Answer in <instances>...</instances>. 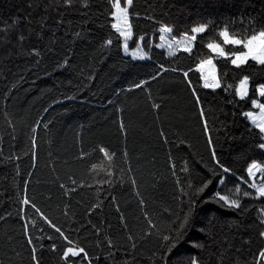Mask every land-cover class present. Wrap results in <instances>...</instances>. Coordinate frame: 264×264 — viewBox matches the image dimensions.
<instances>
[{"label":"snow or ice","instance_id":"obj_1","mask_svg":"<svg viewBox=\"0 0 264 264\" xmlns=\"http://www.w3.org/2000/svg\"><path fill=\"white\" fill-rule=\"evenodd\" d=\"M247 2L250 0H239ZM5 6L9 9L7 17L0 12V80L6 84L2 94L5 102L12 98L17 83L25 79L23 70L39 68L45 58L57 71L84 75L79 59L93 68L98 61L113 59L115 47L118 66L126 68L130 76H139L135 62L152 61L153 50H163L167 66L156 63L144 78L133 79L127 87L113 88L111 94L117 100L137 90L144 95L154 122L160 125V145L167 148L173 194L170 200L157 202L154 194L160 180L148 167V163L154 165L155 157L146 162L142 155L129 150L130 126L124 119L127 105L110 101L116 115L112 123L123 140L122 146L114 147L103 138L86 139L81 126L79 131L72 129L69 147L63 146L69 145L65 137L55 158L49 153L48 167L55 174L62 197L70 200L84 189L94 193L83 207V219H75L77 213L68 202L52 208L51 196L32 187L38 162V129L42 127L55 142L54 121L41 115L28 126V151L23 155L30 158L32 171L16 185L19 231L5 233L0 264H42L44 241L49 242L46 250L56 257V264H137L142 249L149 253V264H264V78H255L256 72L264 73V7L256 15L241 12L239 21L235 16L223 20L201 17L180 28L181 22L172 18L174 0H148L143 13L136 9L135 0H19ZM140 20L153 26L151 34L137 32L135 21ZM181 53L192 63L181 66L177 62ZM167 73L179 77L207 152V158H185L179 167L173 149H190L192 145L178 132L169 138L160 116L167 98L152 89V84L159 83ZM97 75L89 72L88 83ZM192 75H196L195 82ZM205 92L224 94L233 108L231 123L229 113H224V120L217 117L210 121L211 109L202 95ZM62 95L65 100L76 99L75 95ZM60 103L52 97V103L42 112L48 113ZM241 104H250L251 110H242ZM237 118L245 121L239 135L234 133L240 128ZM21 123L6 103L0 109V145L5 136L16 139ZM229 142L234 150H241L245 175L237 176L221 159L218 149ZM243 149L258 158L245 155ZM21 159L20 154L5 155L0 147V162L11 164ZM15 167L20 176L19 164ZM229 177L238 181L233 188L227 187ZM124 187L135 202L131 220L113 194ZM106 201L118 215L122 235L114 236L104 220L93 222L92 217L103 214ZM248 201H259L255 220L247 219L253 207ZM224 213L232 218L222 219ZM11 216L0 215V222L7 223ZM83 232L90 233L94 243L88 236L82 237Z\"/></svg>","mask_w":264,"mask_h":264},{"label":"trees","instance_id":"obj_2","mask_svg":"<svg viewBox=\"0 0 264 264\" xmlns=\"http://www.w3.org/2000/svg\"><path fill=\"white\" fill-rule=\"evenodd\" d=\"M96 2L99 3L101 0H96ZM151 2L156 3L157 0H151ZM12 3H19V0H2L0 2V12L5 17L9 12L5 5ZM147 3L148 0H135V7L143 13ZM174 4L175 7L171 8L172 18L180 21V28H183L185 24L201 17L223 20L229 16H235L239 21L241 12L246 11V14L250 15L258 14L264 7V0H250V2L243 4L239 3V0H174ZM12 11L14 12L15 9ZM164 18L167 19L168 17ZM135 23L138 33L143 31L152 33V25L142 20L135 21ZM162 51L161 49H154L152 61L135 62L139 76H130L127 74L126 68L118 66L115 47L113 48V59L98 61L93 68L87 67L85 61L79 59L78 63L84 69V75H80L78 71H57L53 63L45 58L39 68H32L31 71L23 70L25 79L17 83L16 89L11 94L12 98L7 102L4 101L2 95L6 89V84L0 80V109H3L7 103L8 110L14 112L17 119L22 121L18 127L16 139L10 140L9 137L5 136L2 145H0L4 149L5 155L12 152L22 156L21 160L11 164L0 162V215L7 216L8 213H12L7 223L0 222V255L3 254L6 247L5 233L11 232L13 229L19 231V223L16 222L15 218L16 185L22 183L28 171H32L31 160L23 153L28 151V126L41 115L54 121L55 142L49 139V134L42 127L38 129V162L32 177V187L44 196H51L49 203L52 208H55L58 203L62 207L64 202H68L71 204L72 210L77 213L75 219H83V207L94 198V193L84 189L73 194L70 200L62 197L57 186L58 182L55 181V174L48 167L49 153H53V158H55L56 154L61 151L65 137L69 139V145L63 146L69 147L73 135L72 129L79 131L81 126H83L86 139L103 138L106 142H111L114 147L122 146L123 140L118 136L116 126L112 123L116 115L113 111L114 106L110 101H116L117 104L123 101L127 105L124 119L126 124L130 126L127 141L129 150L136 156L142 155L146 162H151L155 157L154 165L148 163V167L153 168L158 173L160 180L158 190L154 194L157 197V202L171 199L173 183L167 171V148H162L160 145L158 140L160 125L154 122V115L145 103L144 95L137 90L127 95L122 94L120 100H117L111 94L113 88L127 87L133 79L144 78L153 70L156 63H165L167 66L169 61L161 55ZM202 51L206 52V50ZM177 62L181 66H187L192 63V60L181 53ZM248 70L253 71V69ZM89 72L98 74L91 83H88L86 79ZM255 78L261 80L264 78V73L256 72ZM192 79L195 82L196 75H192ZM178 81L179 77L176 74L167 73L159 83L154 82L152 84V89L154 94L159 93L167 98L168 103L160 116L166 131L169 133V138L172 139V134L178 132L186 137L192 145L190 149L185 146H181L178 150L173 149V155L176 157L179 167L185 158L189 160L199 159L200 156L207 158V152L204 140L200 135V129L192 116L188 95L184 91L183 85ZM62 94L75 95L76 99L65 100ZM202 95L206 107L211 109L210 121L217 117L219 120H224V113H229L228 121L231 123L233 108L232 105L226 103L223 93L214 96L205 92ZM52 97H56L62 103L53 105L48 113H43L42 109L52 103ZM240 107L245 111L251 110L250 104L248 106L241 104ZM237 123L240 124V128L234 129V133L239 135L245 121L242 118H237ZM234 148L235 146L231 142L224 143L223 148L218 149V152L221 154V159L233 168L237 176L245 175L243 169L246 164L241 157V150H234ZM243 152L247 156L258 158L255 153L248 149H243ZM17 163L19 164L20 176L16 175L15 165ZM236 182L238 181L235 177H229L227 187L233 188ZM242 187L244 186L242 185ZM113 194L120 201L122 211L131 220L135 211V202L130 191L127 187L118 188ZM248 203L253 207L247 219L255 220L257 216L255 208L259 207V201H248ZM212 207L215 208L214 205ZM217 215H221V213H217ZM221 218L227 220L232 217L224 213ZM92 219L94 223H100L101 220H104L105 227L111 225L110 230L114 236L122 235L118 215L115 213L114 207H110L107 201L103 214L94 216ZM61 221H63V217H61ZM81 236H88L89 241L94 243L95 238L90 233L83 232ZM48 243V241H44L45 251L41 257L42 264H56V257L46 250ZM148 255V251L142 249L137 256V264H149ZM122 258L121 256L118 259Z\"/></svg>","mask_w":264,"mask_h":264},{"label":"rangeland","instance_id":"obj_3","mask_svg":"<svg viewBox=\"0 0 264 264\" xmlns=\"http://www.w3.org/2000/svg\"><path fill=\"white\" fill-rule=\"evenodd\" d=\"M256 111H258V110H256Z\"/></svg>","mask_w":264,"mask_h":264}]
</instances>
